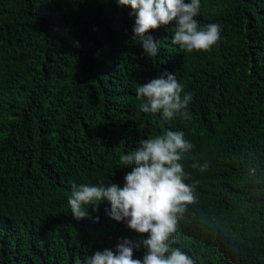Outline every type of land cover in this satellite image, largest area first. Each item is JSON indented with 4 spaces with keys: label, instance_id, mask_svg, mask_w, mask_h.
<instances>
[{
    "label": "trees",
    "instance_id": "16d2710c",
    "mask_svg": "<svg viewBox=\"0 0 264 264\" xmlns=\"http://www.w3.org/2000/svg\"><path fill=\"white\" fill-rule=\"evenodd\" d=\"M131 11L0 0V264H85L123 238L142 259L147 234L110 218V202L76 220L68 198L73 182L123 186L120 155L167 130L193 144L180 162L197 182L175 246L195 264H264V0H201L195 19L222 26L218 45L182 51L173 22L150 30L154 57L133 39ZM165 70L193 94L191 119L139 111L137 85Z\"/></svg>",
    "mask_w": 264,
    "mask_h": 264
},
{
    "label": "clouds",
    "instance_id": "9594fccd",
    "mask_svg": "<svg viewBox=\"0 0 264 264\" xmlns=\"http://www.w3.org/2000/svg\"><path fill=\"white\" fill-rule=\"evenodd\" d=\"M120 6H130L134 16L133 39L139 40L143 52L154 57L159 52V41L150 30L174 22L172 43L187 53L209 52L221 40L222 26L209 23L203 27L197 17L201 0H117ZM78 46V42H76ZM175 74L166 70L159 77L139 83L136 96L140 101L139 111L145 114L161 113L163 119H191L188 107L193 99L191 92L184 91ZM193 144L184 138L182 131L167 130L163 134L141 139L139 146L127 154H121L120 163L131 167L124 176L125 183L101 180L97 184L75 182L71 186L68 204L73 218L81 220L90 216L85 205L96 206L110 202L108 216L139 233L147 234L141 243L145 248L143 258H133L131 240L123 238L115 250H96L86 258L85 264H195L194 258L176 245L178 221L187 205L196 202V181L185 180L186 172L180 162ZM192 168L203 173L208 163L195 162ZM98 221L99 217H95Z\"/></svg>",
    "mask_w": 264,
    "mask_h": 264
}]
</instances>
